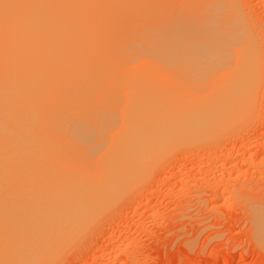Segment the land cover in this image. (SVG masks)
Masks as SVG:
<instances>
[{
	"label": "bare ground",
	"instance_id": "6f19581e",
	"mask_svg": "<svg viewBox=\"0 0 264 264\" xmlns=\"http://www.w3.org/2000/svg\"><path fill=\"white\" fill-rule=\"evenodd\" d=\"M233 2L0 0V264L54 263L165 154L242 121L259 47Z\"/></svg>",
	"mask_w": 264,
	"mask_h": 264
},
{
	"label": "rangeland",
	"instance_id": "374dc122",
	"mask_svg": "<svg viewBox=\"0 0 264 264\" xmlns=\"http://www.w3.org/2000/svg\"><path fill=\"white\" fill-rule=\"evenodd\" d=\"M233 1L259 47L242 121L165 154L52 264H264V0Z\"/></svg>",
	"mask_w": 264,
	"mask_h": 264
}]
</instances>
